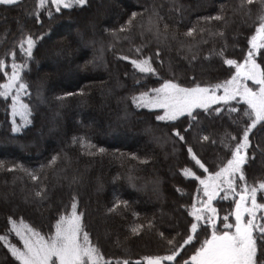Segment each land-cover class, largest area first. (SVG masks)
<instances>
[{"label": "trees", "instance_id": "trees-1", "mask_svg": "<svg viewBox=\"0 0 264 264\" xmlns=\"http://www.w3.org/2000/svg\"><path fill=\"white\" fill-rule=\"evenodd\" d=\"M239 3L240 0H88L84 7L62 8L59 14L47 5L37 10V0L0 5V59H5L9 74L13 60L23 62L20 29L35 36L46 34L37 42L35 62H29L31 71L25 76L33 85L43 82L41 96L33 87L29 97H21L29 105L32 123L12 133L11 100L0 97V235H7L10 241L16 237L14 232H8L9 216L18 222L22 218L42 234L47 233L49 224H54L65 208L71 211L75 196L79 211L84 213L85 230L105 259L126 258L135 264L143 257L167 255L172 247L168 240L179 246L191 220L187 211L192 196L197 195L198 183L185 178L181 170L192 168L198 175L203 173L188 156L187 148L193 147L209 171L222 166L227 155L220 136L226 131L235 135L242 130L248 122L246 117L240 118L246 105L237 107L232 102L237 113H232L231 118L226 109L222 117L200 118L202 134L210 135L215 144L211 140L199 141L195 129L186 134L185 144L171 134L173 127L182 131L188 126L184 117L156 121L158 110L136 108L131 98L134 91L155 88L163 79L173 77L183 86H191L192 77L202 83L226 79L231 73L227 71L229 66L222 63L221 48L225 58L242 59L258 22L259 0L249 6L251 17L244 15L246 9L233 12ZM153 4L160 6L161 32L168 25L167 37L161 35L159 42L154 37L155 28L149 31L148 16ZM145 8L149 11L136 20L130 31H116L131 12H144ZM222 8L228 24L207 19L221 14ZM49 10L53 19L47 15ZM37 11L40 24L33 14ZM189 28L194 29L191 36L187 35ZM93 40L97 43H90ZM11 52L16 56L5 55ZM125 56L129 59L124 60ZM192 56L196 59L191 60ZM145 57L151 58L163 79L142 74L132 65L131 60ZM137 81L140 86L134 90ZM4 82L0 78V84ZM150 111L153 115H149ZM149 126L155 136L164 137L161 142L145 131ZM80 137L85 140L83 148L78 139L73 142V138ZM250 138L249 154L255 153V157L246 168V177L255 186L264 180V129L258 125ZM53 156L57 160L49 165ZM29 172L37 175L36 181ZM41 186L48 192L44 201L34 196ZM177 188L181 191L177 192ZM117 199L127 201L128 206L109 212ZM216 204L217 224L223 227L221 220L231 213L233 203L229 199ZM137 226L142 227L133 234L131 229ZM195 247L199 242L185 246L179 260L188 259ZM0 264H18L3 242Z\"/></svg>", "mask_w": 264, "mask_h": 264}, {"label": "snow or ice", "instance_id": "snow-or-ice-1", "mask_svg": "<svg viewBox=\"0 0 264 264\" xmlns=\"http://www.w3.org/2000/svg\"><path fill=\"white\" fill-rule=\"evenodd\" d=\"M18 0H0V5H14ZM254 0H240V3L233 12L246 9L245 16L251 17V8ZM260 7L257 11V23L254 33L248 38L247 51L243 53L240 60L225 58L224 49L221 48L219 55L222 57L223 65L229 66L227 69L231 74L222 81L216 83L196 82L195 77L191 79V86L185 87L182 82H177L175 77L163 79L159 76L158 69L152 66L151 58L131 60L132 65L142 74L157 76L158 80L163 79V83L156 88H147V90L134 91L131 102L136 108H148L150 110H160L162 114H156V121H178L181 117L187 120V127L182 131L175 127L171 128V134L187 144L186 134L196 130L195 135H199V141H210L215 144L216 140L210 135L202 134L203 123L200 119L202 116L222 117L224 110H227L229 118L232 113H237V107L241 106V101L246 107L243 108L242 117L247 118L242 130L235 135L225 132L220 136V144L226 150V162L221 161V165L215 171H209L206 164L201 161L198 155L193 151L192 146H188V156L194 161L198 169L203 173L198 175L192 168L181 170L185 178H191L195 182L197 195L192 196L190 210L187 215L191 217L189 224L186 226V235L183 237L179 246H176L173 240H168L171 249L164 256H147L141 260L135 261V264H264V203L258 202V193L260 199L264 200V180L256 182L255 186L247 182L246 168L251 160L254 159L255 153L249 154L251 146L250 133L259 125L264 129V0H259ZM46 4L54 6L57 14L63 9H73L76 6L84 7L88 0H37L36 9L43 8ZM159 5L153 4L151 14L148 16L150 25L155 28L154 37L159 42L161 35L167 37L168 25H164L161 32L160 23L163 17L159 14ZM149 9L145 8L144 12H131L128 19L121 25V33L130 31L136 24V20L147 13ZM215 17H209V20L222 22L225 25L229 20L223 14ZM36 23L40 24V14L37 11L33 13ZM47 15L53 19V12L49 10ZM194 29L189 28L187 35L191 36ZM203 31V29H201ZM21 38L19 41V50L23 53V62L17 63L15 60L11 63V73L6 70L5 59H0V78L5 82L0 84V97L10 98L11 115H19L22 124L12 121L11 132L17 133L23 125L31 124L29 117L32 115L29 105L24 103L22 95L26 98L31 95L30 88H35L37 96H41L43 82L32 84L26 81L30 71V63L35 62L34 49L37 42L42 41L46 34L41 33L35 36L32 33H25L23 28L20 29ZM223 36L224 33H219ZM176 34H172L175 39ZM90 43H97L95 40ZM103 50V44L100 45ZM139 51V49H137ZM5 55L16 56L15 52L6 53ZM160 51L157 49L156 56L159 57ZM259 58V63L257 62ZM128 60L127 56L123 57ZM192 56L191 60H195ZM235 71H232V69ZM23 72V75H22ZM248 81L252 82L249 86ZM140 86V81L133 85L135 90ZM43 99V97H41ZM235 102L237 107H232ZM203 110V112L199 111ZM149 115H153L152 111ZM239 115V114H238ZM233 123H237L233 120ZM156 142H161L164 137L154 135V130L149 126L145 130ZM77 139L83 148L85 140L83 137L73 138L76 143ZM87 144L90 146L91 142ZM103 151V149H99ZM136 158L135 153L132 154ZM57 160L53 156L48 161L52 165ZM45 167L41 165V168ZM16 168V165H13ZM27 171V170H25ZM33 181L37 180V175L28 173ZM158 181L154 182L157 184ZM177 192L181 189L177 188ZM34 196L39 201L48 199V192L43 186L39 191H35ZM199 196V198H197ZM232 197L234 203L233 211L223 216L221 223L223 227L217 224L219 214L213 202L218 198L228 200ZM127 201L115 200L112 207L108 210L113 212L120 207H127ZM259 213V215H258ZM84 213L79 211L78 202L75 196L71 199V211L67 208L55 218L54 224H49V231H41L24 222L21 218L19 222L11 216L8 217V224L11 228L8 232H14L22 247H17L12 243L7 235H0V242L8 249L11 256L19 264H130L129 259L119 257L105 259V254L100 250L96 243H93L89 231L85 230L82 217ZM234 217V222L229 223L230 218ZM151 225V221H149ZM43 227V226H41ZM142 226L133 227L132 233L135 234ZM209 229L211 230L209 233ZM204 234L201 240L200 235ZM163 237V233L160 234ZM199 242V247H195L193 254L188 259L180 261L181 250L187 245H194Z\"/></svg>", "mask_w": 264, "mask_h": 264}, {"label": "rangeland", "instance_id": "rangeland-1", "mask_svg": "<svg viewBox=\"0 0 264 264\" xmlns=\"http://www.w3.org/2000/svg\"><path fill=\"white\" fill-rule=\"evenodd\" d=\"M107 1H109V0H107ZM46 5L49 6V7H51V8H54V6H52V5H50V4H46ZM233 70L235 71L234 68H233ZM248 83H249V86L251 87V86H252V82H251V81H248ZM157 87H159V85H158ZM185 87H189V86H185ZM155 88H156V87H155ZM241 103H243V102L241 101ZM146 109H148V108H146ZM158 111H159L158 114H162V111H160V110H158ZM11 116H12V115H11ZM13 120H15L17 124H22V123H23V122L21 121V118H20L19 115H16L15 117L12 116V121H13ZM229 199H230V201L232 202V197H229ZM229 199H228V200H229ZM219 200H220V199L218 198L216 201L213 202V204H214V206L217 208V210H218L219 208H218V205H217L216 203H217ZM258 202H259V203H264V200L262 201V200H260V199L258 198ZM232 203H233V202H232ZM233 208H234V203H233ZM233 208H232L231 212L233 211ZM258 215H259V213H258ZM231 222H234V217L230 218L229 223H231ZM12 239H14V240H12L11 242L14 243V244L16 243L17 247H22V244L19 242L18 238H17V240H16V237H14V238H12ZM100 243H101V242H100ZM16 262H18V261H16ZM18 264H19V262H18Z\"/></svg>", "mask_w": 264, "mask_h": 264}, {"label": "flooded vegetation", "instance_id": "flooded-vegetation-1", "mask_svg": "<svg viewBox=\"0 0 264 264\" xmlns=\"http://www.w3.org/2000/svg\"><path fill=\"white\" fill-rule=\"evenodd\" d=\"M167 263H169V262H165V264H167Z\"/></svg>", "mask_w": 264, "mask_h": 264}]
</instances>
